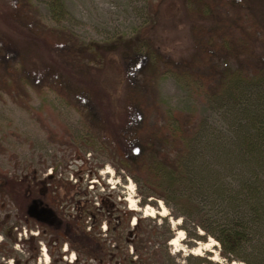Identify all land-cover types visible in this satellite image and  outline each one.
<instances>
[{
	"label": "rangeland",
	"instance_id": "rangeland-1",
	"mask_svg": "<svg viewBox=\"0 0 264 264\" xmlns=\"http://www.w3.org/2000/svg\"><path fill=\"white\" fill-rule=\"evenodd\" d=\"M52 1L0 0V264H118L170 230L175 264H264V188L233 201L251 140L264 183V0ZM233 204L254 231L229 259Z\"/></svg>",
	"mask_w": 264,
	"mask_h": 264
},
{
	"label": "trees",
	"instance_id": "trees-1",
	"mask_svg": "<svg viewBox=\"0 0 264 264\" xmlns=\"http://www.w3.org/2000/svg\"><path fill=\"white\" fill-rule=\"evenodd\" d=\"M52 2H53V5H52L53 10L56 12V9H57L58 10L57 15L60 16V19H55V20L60 21L65 16L66 12L64 9H62V7L60 5L57 4V0H54ZM200 55H201V58L204 59L203 52H201ZM192 59H193V61H196V62L199 61L198 56L192 57ZM258 83H261V81H259ZM253 123L256 124V122H253ZM261 124H263V122ZM249 130L251 131L250 133H252V132L254 133V131H255L254 127H251ZM254 134H256V133H254ZM257 139H259V138H257ZM261 140H262V137H261ZM248 144L250 145L249 150L252 152L250 154H252V157H253V159H252L253 161L251 163L257 167V171H255L251 175L252 177H249L247 180V181L250 180L252 184H249L247 187L245 185L241 190H239V192H240L239 194H243L244 192H246L245 197L243 198V197L239 196V199L233 198V201L236 200V203H238V204H240V203L244 204L245 203L246 205H248L246 202L248 201V194H249V195L254 196V201H258L261 205L262 202H260V200L263 199L262 192H263V188H264V183L261 181V179L259 178V176L257 174H258V172L262 171L259 169L263 165V162L260 160V158H258L256 156L257 154H260V149L254 145L252 140H251V143H248ZM180 163H181V161H180ZM187 173H186V176L185 175L180 176L181 180L179 182L181 185L187 184L186 183L187 179L192 177L190 175V173H188V174ZM196 176H198V184L194 183L193 185L196 184V186H194V187L192 186V187L195 188L197 190V192H200L199 191V183L205 182V183H203V192L206 193L207 196H204L206 198L204 202H206V200H209L210 196L216 195V194L221 198H225V194L228 191L226 188L221 193L219 191V189L217 187H215L214 193L212 192L213 188L208 183H206V182H209V179H210L209 174H206L204 172H200ZM193 177H195V176H193ZM214 178H215V176L212 175L211 179H214ZM164 179H166L165 176H164ZM170 180H171V175H170ZM259 187L262 188V191H261V188H259ZM154 190H157L156 186L153 188L152 194H160V193H154ZM168 190H169V188H168ZM176 191L178 193L179 199H181L180 198V197H182L181 189H177ZM228 194L229 193L227 192V195ZM249 200L254 202L251 199H249ZM260 205H258V207H260ZM232 207H233L234 211L237 212V213H232V214H234V216H229V219L234 220L233 225H232L233 227L224 226L221 229H219V232H221L223 234V236H220V233H219V235L214 234V236H216L218 238V240H220L221 243L223 244V247L225 249L224 254L229 259H231L232 256L238 257L239 256L238 254H243L249 249L246 241L248 240V244H249V241H250L252 234H253V231H254V228L250 227V225L248 224L249 221H247V219L245 217H243V216L241 217L239 215L240 210L234 204L232 205ZM248 207L250 208V210H254V206L252 203H251V205H248ZM140 220H144V219H140ZM140 220H139L138 225L142 222ZM124 224H125V221H124ZM199 226L201 227V225H199ZM116 227H118V225ZM202 228L205 231H207V229L205 227H202ZM73 233H75L76 239L82 243L83 249H89V251L92 252V246H93V244H95L94 239L92 238V234L87 233L85 228L84 229L74 228ZM169 233H170L169 236L167 238L165 237V241H164V244H166V250L165 249H163V250L157 249L149 257L147 256V252L144 251L145 249H147V246H146L147 241L144 240L142 243H140L138 241L137 234H135V238L137 240H136V243L134 242L135 245H134V243H132V245H134V257L136 256L137 258L134 260L132 255H129L128 258L125 256V259L118 264H162V262H168L171 264H175L173 262L174 258L172 256V252L169 250V248L167 246V243L170 241V239H172L171 230ZM225 233H227V234L225 235ZM167 234H168V232H167ZM211 234H213V233H211ZM122 239L123 238H120L119 240H122ZM261 239L262 238H260L258 240V243L260 245H261V242H260ZM98 247H101V244H99ZM164 253H166L165 257L163 256ZM90 254H92V253H90ZM158 258H160L161 260H158ZM198 264H204V262L199 261Z\"/></svg>",
	"mask_w": 264,
	"mask_h": 264
},
{
	"label": "bare ground",
	"instance_id": "bare-ground-1",
	"mask_svg": "<svg viewBox=\"0 0 264 264\" xmlns=\"http://www.w3.org/2000/svg\"><path fill=\"white\" fill-rule=\"evenodd\" d=\"M106 173H110L109 171H107ZM129 202H130V209H132V210H134V211H138L139 210V207H138V205L136 204V200H134V198L133 197H131V198H128L127 199ZM159 208L160 209H162V213L164 214V213H166V208L163 206V204H162V202H160L159 203ZM145 210V213L147 214V216H150V217H152V216H154V214L156 213L155 212V210L153 209V208H151V207H149V206H147L146 207V209H144ZM136 224V223H135ZM179 224V223H178ZM133 225H134V223H133ZM172 234H173V232H172ZM177 243V239L175 238V239H173V241L171 242V245H174V244H176ZM210 245H212V241H210L208 244H205V246L206 247H204V248H207L208 249V247L210 246ZM194 254H196V255H200L201 256V253H200V251L198 250V251H194L193 252Z\"/></svg>",
	"mask_w": 264,
	"mask_h": 264
},
{
	"label": "flooded vegetation",
	"instance_id": "flooded-vegetation-1",
	"mask_svg": "<svg viewBox=\"0 0 264 264\" xmlns=\"http://www.w3.org/2000/svg\"><path fill=\"white\" fill-rule=\"evenodd\" d=\"M141 218V217H140ZM145 222V220H143L139 225H138V223H139V220H138V223L136 224V226L138 227V226H140V225H143V223ZM174 236V233L173 234H171V237H173ZM147 246V245H146ZM134 252V251H133ZM131 255L133 256V258H134V260L137 258L136 256L134 257V253L132 254L131 253Z\"/></svg>",
	"mask_w": 264,
	"mask_h": 264
}]
</instances>
